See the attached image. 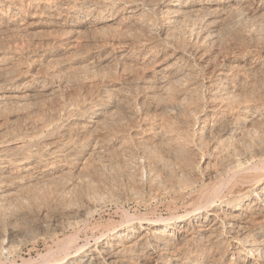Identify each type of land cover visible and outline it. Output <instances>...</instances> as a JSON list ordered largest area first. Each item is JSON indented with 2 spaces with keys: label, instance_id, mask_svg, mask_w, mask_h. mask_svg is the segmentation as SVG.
Segmentation results:
<instances>
[{
  "label": "bare ground",
  "instance_id": "1",
  "mask_svg": "<svg viewBox=\"0 0 264 264\" xmlns=\"http://www.w3.org/2000/svg\"><path fill=\"white\" fill-rule=\"evenodd\" d=\"M0 264H264V0H0Z\"/></svg>",
  "mask_w": 264,
  "mask_h": 264
},
{
  "label": "rangeland",
  "instance_id": "2",
  "mask_svg": "<svg viewBox=\"0 0 264 264\" xmlns=\"http://www.w3.org/2000/svg\"><path fill=\"white\" fill-rule=\"evenodd\" d=\"M168 201V199H165V200H162V203L160 202V201H154V202H152V204H151V206L153 207V208H155V210H156V214L157 215H161V216H163V217H166L167 215H168V208H167V206H166V202ZM161 203V204H160ZM126 204H128V205H126ZM125 205H124V207H125V209H128L129 211H133V210H135V209H138L139 210V212H141V213H144L145 211H146V209L147 208H145V207H143V206H140V207H136L133 203H126ZM159 204V205H158ZM177 205H178V207L179 206H181V207H179L180 209H179V212L181 213L182 211H183V207H182V204L179 202V203H177ZM129 206H131V207H129ZM159 206V207H158ZM162 206V207H161ZM131 208V209H130ZM112 209V210H111ZM182 209V210H181ZM108 210V211H107ZM159 210V211H158ZM167 210V211H166ZM117 211V206L115 207V206H109V207H106L105 208V210L102 212V217H103V221H106L107 220V218H109V216H111L113 219H114V221H119L120 220V215L119 214H116V213H118V212H116ZM144 211V212H143ZM112 212V213H111ZM110 213V214H109ZM158 213H160V214H158ZM105 215V216H104ZM117 217H116V216ZM117 218V219H116ZM40 243V244H39ZM38 244V249H40V250H42L43 249V247H44V243L42 242H39Z\"/></svg>",
  "mask_w": 264,
  "mask_h": 264
}]
</instances>
